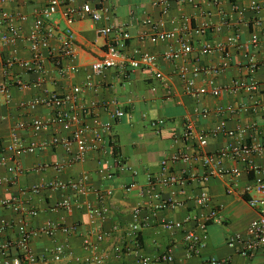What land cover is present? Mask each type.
Wrapping results in <instances>:
<instances>
[{
	"label": "crops",
	"instance_id": "1",
	"mask_svg": "<svg viewBox=\"0 0 264 264\" xmlns=\"http://www.w3.org/2000/svg\"><path fill=\"white\" fill-rule=\"evenodd\" d=\"M48 1L0 0V20L1 11L19 15V25L23 33L28 35L35 12L45 7ZM89 1L73 0L72 5L79 9ZM160 1L164 0H105L107 11L104 15L108 21L96 25L88 17L76 18L73 30L78 72L61 77L52 62H48L49 74L45 88L61 94L70 93L74 87H84L91 78L97 91L83 90L78 97V104L94 110L93 118L86 122L93 130L87 139L92 141L95 135H100L106 144L100 145L97 151L88 152L83 162H73L78 152V147L73 145L71 152L56 147L20 155L23 173L18 175H8L5 169L0 168V177L13 179V182L0 188V200L18 197L26 212L38 213L33 217L10 210L1 211L0 227L2 223H13L14 226L0 231V244L13 243L18 237V225L24 220L36 231H44L49 225L71 229L70 233L59 229L54 235L40 233L33 237L30 247L37 264H95L92 261L95 254L101 257V264H139L141 257H154L167 251L172 252L174 264H209L211 259H228L230 264H264L263 255L245 258L227 244L230 236L244 235L257 217L244 196V188L251 183L252 174H242L235 180L236 189L232 195L227 193L228 184L232 181L230 177H213L205 183L196 181L185 187H159L158 191L164 198L175 195L184 205L175 210L160 211L156 216L152 215L151 201L140 193V187L147 185L149 175L159 173L161 163L184 148L182 137L188 120L209 132L219 121L226 120L229 129H247L245 142L256 145L264 141V115L261 109L264 105V53L258 55L259 70L255 78L261 85V91L255 99L248 93L231 95L225 92L217 98H197L186 93L185 84L178 75L182 69L187 70L189 77L199 71L196 85L207 88L211 79H215L218 86L224 88L236 78L246 76L242 65L252 52V35H262L264 32V10L260 13L252 12L251 0H195L194 4L170 2L169 15L163 17ZM63 11L64 7H61L54 16L61 27L66 25ZM183 19H190L194 28L208 25L202 35L191 37L194 52L190 60L175 63L166 61L161 55L172 43L152 44L147 38L140 40L142 35H154L155 25L161 21L165 22L164 31H176L181 35ZM257 20L261 26H256ZM106 24L122 27L131 35L125 50L127 57H132L136 50L146 51L159 57L157 66L154 69L144 66L133 68L127 64L123 71L110 69L102 75H94L91 66L104 56L106 49V38L99 36L97 29ZM5 29L0 21V34ZM235 35L239 36L244 49L228 44V39ZM206 46H223L224 49L201 55L200 51ZM16 52L26 58L27 43L20 42ZM4 56L5 51L0 47V85L7 80ZM225 62L229 63V67L221 74L206 73ZM71 64L66 62L67 66ZM15 72L26 82L40 79L39 75L26 73L20 68H16ZM42 91L30 89L21 92L12 87L13 99L9 103L0 95V157L8 154L7 149L12 144V129L17 123L29 121L31 117L48 119L49 112L42 107L32 116L19 108L22 102L39 98ZM255 100L261 104L255 111L235 114L230 110L236 103L251 106ZM203 109L210 111L208 119L202 118ZM117 110L124 113L122 118L112 117ZM159 120L164 123L158 129H153L152 122ZM106 125H110L109 130H104ZM56 133L62 139L70 135L62 127L38 134L27 129L20 135L27 142H44L52 140ZM229 142L225 137L211 136L206 151L215 152ZM119 162H123L126 168ZM258 162L264 167V155ZM55 163L64 165L65 170L57 172L53 167ZM235 166L242 168L243 165L235 162L227 164L228 168ZM171 168L179 172L186 167L177 165ZM191 168L197 176L203 175L201 165ZM85 176L89 177V191L84 196L72 197L74 208L71 212L55 210L62 198L59 191L32 192L33 187L48 182H68ZM133 184L138 187L128 192L126 188ZM204 194L211 198L215 207L220 208L222 222L209 223L204 234V248L199 254L191 255L185 248L184 230H167L163 223L183 222L188 217L203 221L210 211L201 207L196 199ZM103 207L107 208V213H91ZM137 208L142 209L139 222L145 226L138 234L139 246L136 247L129 227L136 222L134 211ZM115 226L120 230L112 232ZM195 226V223H191L186 229L192 230ZM104 233L108 236L99 243L97 237ZM86 239L97 247L96 251L85 248ZM58 247L64 249L60 261H56L54 255ZM10 253L15 255L14 248H11ZM0 264H7V259L1 253Z\"/></svg>",
	"mask_w": 264,
	"mask_h": 264
},
{
	"label": "built area",
	"instance_id": "2",
	"mask_svg": "<svg viewBox=\"0 0 264 264\" xmlns=\"http://www.w3.org/2000/svg\"><path fill=\"white\" fill-rule=\"evenodd\" d=\"M16 2L18 0H8ZM73 0H49L47 5L35 12L31 31L28 35L23 33L19 25L20 16L1 11V24L5 26V30L0 34V47L5 51L4 66L7 73V80L0 85V95L5 99L6 103L12 101V87L19 89L21 92H27L30 89H42L41 96L36 100L22 102L19 108L30 116L40 107L49 112L48 119L31 117L29 121L17 123L11 133L12 144L8 147V154L0 157V168L6 170L8 175H18L23 173V169L19 162V156L23 154H33L43 152L49 148L63 147L67 152H71L73 145L78 147V152L74 156L73 162H83L86 154L90 151H97L99 146L106 144L105 139L100 135H95L92 141L87 139V135L93 130L86 123L94 116L92 107H82L78 104V97L83 90L88 89L97 91L96 85L90 78L84 87H74L70 93H57L49 91L45 88L49 71L47 63L52 62L58 74L61 77L74 75L78 72L76 65L77 53L75 49L76 38L73 25L77 17H88L96 25H100L104 21H108L105 17L107 11L104 7L105 0H91L84 3L79 9L72 5ZM170 2H181L194 4L195 0H164L159 2L162 9L163 17L169 15ZM64 7L63 16L66 21L65 27H61L59 22L54 19L59 9ZM250 10L254 13H260L264 10V0H251ZM256 26H261L259 20L255 21ZM165 22H159L155 25L156 32L154 35L140 36V40L147 38L152 44L159 42L172 43L171 46L162 53V58L166 61L175 63L179 60H190L194 47L191 37L202 35L208 25L200 28H194L190 19H183L181 35L176 31H164ZM99 36L106 38V49L104 56L95 61L92 66L94 75H102L105 71L116 69L123 71L129 64L133 68L144 66L145 68L154 69L158 64L159 57L146 51L136 50L132 57L125 54L126 45L131 40V35L122 27H114L109 25L99 26L97 29ZM20 42L27 43L28 56L20 57L16 48ZM177 46H174V45ZM229 45H234L239 49H244L239 36L235 35L228 39ZM250 45L252 52L248 55L246 62L242 67L246 70V76L236 78L228 87L220 88L215 79L209 81V88L202 86L197 87L196 78L200 74L195 71L189 77L186 69L180 71L179 78L183 81L188 95L200 97H220L225 92L231 95L248 93L254 99L261 91V85L255 76L259 70L258 55L264 53V32L262 35L253 34ZM223 50L224 47L213 48L211 46L204 47L201 55L212 54L215 50ZM136 57V58H135ZM72 62L70 66L66 62ZM229 63L225 62L220 67H215L206 71L214 75L221 74ZM16 68L24 70L26 73L39 75L40 79L35 82L23 81L21 76L15 72ZM107 105H104L106 107ZM261 106L258 100L253 105L236 103L235 107H231L232 113H245L247 111H255ZM264 115V105L261 107ZM222 112V111H220ZM124 113L117 110L112 117L122 118ZM201 116L208 119L210 111L203 109ZM164 121L152 122V128L158 129ZM54 127H62L70 135L62 139L56 133L52 140L44 142L31 141L27 142L20 135L27 129H32L36 134L43 133ZM110 125H106L104 130H109ZM247 129L232 130L228 128V122L221 120L212 131L200 129L193 121L188 120L184 125V134L182 137L185 143L182 150L177 151L171 158L161 163L159 173L149 175L146 186L140 187L142 196H146L152 203L151 212L156 216L158 212L164 210H175L184 205V202L175 198H164L158 191V188L168 187H185L191 182L205 183L213 177H230L232 181L228 184L227 193L232 195L235 192V180L242 174H252L253 178L249 185L244 188V196L250 208L254 210L257 217L250 223L246 233L235 234L229 237L228 246L235 249L241 256L245 258H253L258 254L264 257V167L259 164L258 160L264 155V141L256 145L245 142L244 137ZM225 137L229 139V143L223 148L208 152L206 148L210 137ZM229 162L242 164V168L238 166L228 168ZM125 166L123 162H119ZM182 165L183 168L179 172L172 169V166ZM201 165L203 175L197 176L192 172L191 167ZM55 170L62 173L65 166L55 163ZM126 168V166H125ZM40 169H44L40 167ZM111 176H108L110 178ZM89 177L85 176L80 180H70L68 182L52 181L44 185L33 187L32 192L38 194L44 190L59 191L62 193L61 200L57 203L55 210H65L71 212L74 208L72 197H81L88 193ZM13 182V179L0 177V188ZM138 185L133 184L126 188L128 192L137 188ZM175 194V193H173ZM197 203L204 209H208L210 213L203 221L196 218L188 217L183 222H164L163 226L167 230H184L185 248L189 254H199L205 246L206 229L210 222L221 223V210L215 207L212 200L207 195H202L196 199ZM10 210L17 214L37 216L35 211L26 212L18 197L0 200V212ZM25 211V212H24ZM142 209L137 208L134 211L135 224L129 227L130 235L135 241L136 247L139 246L138 234L144 228V224L140 223V215ZM91 213L103 215L107 213V208L103 207L98 210H92ZM195 223L192 230L186 229L187 225ZM13 223H2L0 231L12 228ZM70 233V228H59L55 225H49L44 231L34 230L27 222L22 220L18 225V237L12 242L0 244V253L7 259V264H37L38 261L33 255L30 242L33 237L38 234L54 235L57 230ZM120 228L115 226L112 232L119 231ZM202 232V233H201ZM129 235V236H130ZM108 235L106 233L98 235V242H102ZM86 249L96 251L89 239L84 241ZM14 248L15 255H11L10 250ZM130 251V250H128ZM55 260L60 261L64 255V249L58 247L54 251ZM95 264H101L102 259L97 254L93 260ZM175 258L171 251L154 257H141L139 264H174ZM209 264H230L228 259H211Z\"/></svg>",
	"mask_w": 264,
	"mask_h": 264
}]
</instances>
